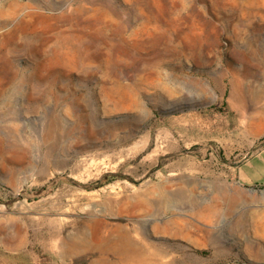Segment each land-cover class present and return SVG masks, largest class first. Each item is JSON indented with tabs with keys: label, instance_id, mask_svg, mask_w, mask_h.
<instances>
[{
	"label": "rangeland",
	"instance_id": "1",
	"mask_svg": "<svg viewBox=\"0 0 264 264\" xmlns=\"http://www.w3.org/2000/svg\"><path fill=\"white\" fill-rule=\"evenodd\" d=\"M0 264H264V0H0Z\"/></svg>",
	"mask_w": 264,
	"mask_h": 264
},
{
	"label": "bare ground",
	"instance_id": "2",
	"mask_svg": "<svg viewBox=\"0 0 264 264\" xmlns=\"http://www.w3.org/2000/svg\"><path fill=\"white\" fill-rule=\"evenodd\" d=\"M231 202H232V201H231ZM231 206H232V204H231ZM149 209H151V207H150V206H147V208H146L145 210L149 211ZM216 211H217V210H212L211 212H212V214H216ZM196 215H197L199 218L206 217V215H205L202 211H198V212L196 213ZM89 225H90V224H89ZM83 238H84V237H83ZM125 239L128 240L127 237H126Z\"/></svg>",
	"mask_w": 264,
	"mask_h": 264
}]
</instances>
